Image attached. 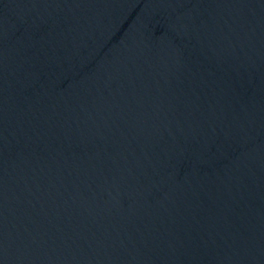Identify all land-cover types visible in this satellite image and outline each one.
I'll list each match as a JSON object with an SVG mask.
<instances>
[{"label": "water", "instance_id": "1", "mask_svg": "<svg viewBox=\"0 0 264 264\" xmlns=\"http://www.w3.org/2000/svg\"><path fill=\"white\" fill-rule=\"evenodd\" d=\"M0 264H264V0H0Z\"/></svg>", "mask_w": 264, "mask_h": 264}]
</instances>
